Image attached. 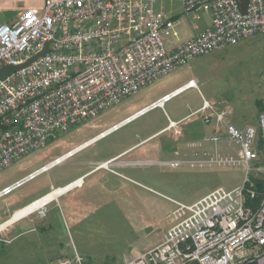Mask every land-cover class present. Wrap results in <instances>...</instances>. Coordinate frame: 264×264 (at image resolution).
Segmentation results:
<instances>
[{"label":"built area","instance_id":"obj_1","mask_svg":"<svg viewBox=\"0 0 264 264\" xmlns=\"http://www.w3.org/2000/svg\"><path fill=\"white\" fill-rule=\"evenodd\" d=\"M183 17L193 34L171 47L166 40L176 35ZM202 21L206 25L200 28ZM257 34H264V0H247L244 13L240 0H45L41 11L27 9L14 22L0 23V67L24 63L47 44L44 54L0 80V124H13L0 129V170L176 67ZM191 88H197L194 79L92 139L163 108ZM224 120L225 112L217 114L215 127L223 128L222 140L239 145L238 159L210 157L205 162L242 165V184L216 187L192 203L174 201L160 242L122 264H264V110L256 127L239 129ZM176 123L169 120L165 129L177 132ZM220 138L216 134L209 139ZM90 141L2 187L0 198L71 158ZM254 161L259 163L255 168L250 165ZM43 208L37 210L44 213ZM52 264L85 263L74 252Z\"/></svg>","mask_w":264,"mask_h":264},{"label":"rangeland","instance_id":"obj_2","mask_svg":"<svg viewBox=\"0 0 264 264\" xmlns=\"http://www.w3.org/2000/svg\"><path fill=\"white\" fill-rule=\"evenodd\" d=\"M205 25L206 21L199 23L200 28ZM190 79L197 81V88L94 140L0 198L2 224L8 220L5 210L29 192L83 179L82 186L69 191L51 212L44 206V213L34 211L24 222L19 220L0 230V264H52L58 258L72 257L74 252L85 264H122L160 242L170 225L174 201L192 203L216 187L232 189L242 184V165H209L205 161L210 157L238 159L239 145L222 140L223 128L215 127L217 114L225 112L223 123L239 129L258 124V115L264 110V34L196 57L135 95L58 133L44 146L0 170V188L90 141ZM205 101L209 107L202 108ZM169 120L177 122V132L174 128L162 130ZM216 134L221 140L209 139ZM133 144V151L123 153ZM107 161L108 169L85 174ZM171 161L176 164H168ZM250 165L255 168L259 163ZM255 178L260 179V175Z\"/></svg>","mask_w":264,"mask_h":264},{"label":"crops","instance_id":"obj_3","mask_svg":"<svg viewBox=\"0 0 264 264\" xmlns=\"http://www.w3.org/2000/svg\"><path fill=\"white\" fill-rule=\"evenodd\" d=\"M44 2H45V0H0V23H3V22L12 23V22H14L19 17V15L27 9H34L36 11H41L43 8ZM175 32H176L175 36H173V37L170 36L167 38L168 45L171 47L174 46L178 41L183 40L187 36H191L193 34V30L190 28V23L186 17L181 18V24L176 26ZM164 129H165V127L162 130H164ZM136 144H133L132 146H130L123 153L127 154V153L133 151L134 150L133 147ZM117 157L118 156H115V158H117ZM97 170H100V168L95 167V168L87 171L85 174L91 173V172L97 171ZM73 180H75V179H73ZM72 181H70V182H72ZM70 182H68V183H70ZM67 184H65V185H67ZM6 185H3L2 187L6 186ZM65 185H63V186H65ZM63 186H58V185L54 186L51 184L48 186L47 189L45 187H42V188L36 189L35 191L29 192L27 195H24L19 200L13 202L5 210V214L8 215L7 219H9L15 212L19 211L20 209L28 206L29 204L33 203L34 201L45 196L46 194L51 192L53 189L63 187ZM81 186H82V184H81ZM81 186H79V187H81ZM76 188H78V187H76ZM74 189L75 188H73L71 190H74ZM71 190H69V191H71ZM69 191L64 192L61 196H58L55 200H52V201L46 203L44 206L46 207L47 212H51L55 208V206L57 204H59L60 199L63 198ZM24 218L25 217H23L19 220H21V222H24L23 221ZM19 220H17V221H19ZM17 221H14L11 224L16 223ZM16 235H14V236H16Z\"/></svg>","mask_w":264,"mask_h":264},{"label":"bare ground","instance_id":"obj_4","mask_svg":"<svg viewBox=\"0 0 264 264\" xmlns=\"http://www.w3.org/2000/svg\"><path fill=\"white\" fill-rule=\"evenodd\" d=\"M204 107L207 108L209 107L208 102H204ZM91 141L94 142V140L97 139H90ZM110 161L107 162H103L102 164L99 165V168H106L108 169V165ZM81 179L80 178H76L75 180H73L72 182H70V184H67L63 187H59L56 189H53L51 192H49L48 194H46L45 196L41 197L40 199L34 201L33 203L29 204L28 206L20 209L19 211L15 212L8 220H6L5 222H3L2 224H0V230L3 229L4 227L10 225L11 223H13L14 221H17L25 216H27L30 213H33L34 211H36L37 209L44 207V205L52 200H55L58 196H61L64 192L69 191L71 187L75 186V185H80ZM69 189V190H68Z\"/></svg>","mask_w":264,"mask_h":264},{"label":"water","instance_id":"obj_5","mask_svg":"<svg viewBox=\"0 0 264 264\" xmlns=\"http://www.w3.org/2000/svg\"><path fill=\"white\" fill-rule=\"evenodd\" d=\"M246 5H247V0H240V7L241 11L244 13L246 11ZM47 50V44L43 48L42 51L39 53L35 54L33 57H31L29 60H27L24 63H21L19 65H3L0 67V80L4 79L6 76H8L11 72H14L20 68H23L24 66L28 65L29 63L33 62L36 60L40 55L44 54V52ZM13 124L10 125H3L0 124V129H6L8 127H11Z\"/></svg>","mask_w":264,"mask_h":264},{"label":"trees","instance_id":"obj_6","mask_svg":"<svg viewBox=\"0 0 264 264\" xmlns=\"http://www.w3.org/2000/svg\"><path fill=\"white\" fill-rule=\"evenodd\" d=\"M258 141H259V147H262V142H261L260 138H259ZM254 181H255V184H256V190L258 191V193H260V191L262 190V180L255 179ZM257 199H258V196H257V198L255 200H257Z\"/></svg>","mask_w":264,"mask_h":264}]
</instances>
